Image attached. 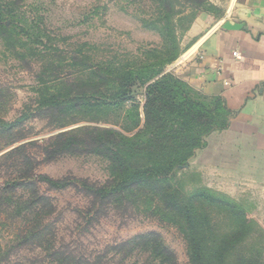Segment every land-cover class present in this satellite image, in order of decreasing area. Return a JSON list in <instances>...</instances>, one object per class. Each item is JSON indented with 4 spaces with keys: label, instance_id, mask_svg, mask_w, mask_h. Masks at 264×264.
Masks as SVG:
<instances>
[{
    "label": "rangeland",
    "instance_id": "374dc122",
    "mask_svg": "<svg viewBox=\"0 0 264 264\" xmlns=\"http://www.w3.org/2000/svg\"><path fill=\"white\" fill-rule=\"evenodd\" d=\"M0 1L12 5L5 16L8 29L0 31V118L12 123L26 115L0 133V190L17 181L9 202L36 199L38 208L18 215L6 208L7 197L0 199L2 264H57L50 256L53 249L92 258L106 252L98 264H159L149 253L135 252L118 262L116 252L108 249L149 232L161 235L178 264H189L183 220L166 206L158 193L162 187L184 197L209 189L242 205L252 221L249 230L238 228L230 210L192 202L202 218L215 224L209 235L237 232L243 238L242 249L252 261L241 264H264V159H250L238 173L216 181L215 175L196 171L191 157L170 170L166 182L151 177L123 196L93 194L135 168L159 161L154 159L158 153L122 150L112 143L120 135L141 131L149 136L154 130L159 110L154 108L146 119L147 83L142 80L152 71L176 75V64L199 38L198 24L208 21V31L228 15L221 2L197 1L195 8L189 0H170L166 8L162 0ZM129 88L130 97L113 99ZM187 89L193 99L205 100L190 85ZM50 97L65 100L63 106L41 104ZM177 117L166 114L167 127ZM43 176L66 185L54 188ZM44 225L49 228L43 236L11 248L18 234Z\"/></svg>",
    "mask_w": 264,
    "mask_h": 264
},
{
    "label": "trees",
    "instance_id": "16d2710c",
    "mask_svg": "<svg viewBox=\"0 0 264 264\" xmlns=\"http://www.w3.org/2000/svg\"><path fill=\"white\" fill-rule=\"evenodd\" d=\"M189 1L192 2L191 6L196 8L197 1L203 0ZM162 4L167 8L170 6V0H162ZM11 7V3L0 1L1 32L8 29L5 23V16L7 13L12 12ZM174 57L168 58L169 61L173 60ZM156 76L158 77L156 78ZM142 83H147L144 92L147 100L145 105L146 111L144 112L146 119L149 118V112L156 109L159 110L158 116L154 119V121L156 120L154 130L150 132L149 136H146V134L142 135L141 131L136 132L132 136L120 135L119 141L112 143V145H116L118 149L122 150L158 153L159 155L154 156V159L159 161L150 162L142 167L135 168L117 182L111 181L109 187L105 186L94 189L95 192L93 191V194L96 197L123 196L133 188L144 185L151 177H157L159 182H166L164 180L168 177L170 170L184 166L193 157L195 150L203 146L204 137L213 131L224 129L229 125L231 113L221 98L204 97L205 100L200 98L193 99L188 92L187 83L173 72H164V70L152 71L151 74L142 80ZM131 89L129 88V90L122 92L113 99L123 100L130 97ZM88 97L90 96L87 94H82L81 96V98ZM103 99L106 100L107 98L103 97ZM64 101L57 97H50L45 99L41 104L53 109L62 107ZM153 103L156 104V107H153ZM168 113H177L178 115L174 126L167 127L166 125L168 122L166 114ZM25 119L26 115L21 116L15 122L9 123L0 118V133L13 129V127ZM194 131H196V135ZM116 155H118L117 152ZM40 179L46 181L54 188L66 185V182L46 176ZM19 185L20 183L17 181L7 182L0 190V199L7 197L6 208H11L14 214L36 212L38 209L35 202L36 199L22 203L20 198L17 197L16 199H11L9 202L8 193L14 191ZM89 189L93 190L92 188ZM158 193L161 194V198L164 199L166 206L170 210H176L183 220L185 230L183 233L190 249L189 264H241L252 261V258H247L244 253L242 249L243 238H238L237 232L214 236L209 235L211 230H215V224L213 225L210 220L202 218L192 204L195 200H204L225 210H230L231 216L235 220L236 225H238V228L249 230L252 226V221L245 217V211L238 202L225 195L219 197V193L210 191L209 189L196 191L185 197L181 192L172 188H159ZM180 197L185 199H181ZM3 205L0 203L1 208H3ZM48 226L44 225L38 230L29 228L18 234L11 248L26 244L29 241H33V239L43 236L48 231ZM108 249L116 252L114 256L118 258V262H124L135 252L137 256L149 253L150 256H154L158 260L159 264H178L174 251L163 242L161 235L156 232L139 234L129 240L108 246ZM118 255L119 257H116ZM50 256H52L53 261L57 264H98L104 261L106 252L102 254L98 253L92 258L91 255L84 256L71 250L53 249ZM1 258L0 264H2L4 257Z\"/></svg>",
    "mask_w": 264,
    "mask_h": 264
},
{
    "label": "crops",
    "instance_id": "0c3cea01",
    "mask_svg": "<svg viewBox=\"0 0 264 264\" xmlns=\"http://www.w3.org/2000/svg\"><path fill=\"white\" fill-rule=\"evenodd\" d=\"M218 1L228 15L208 31V21L199 23L196 44L174 68L196 93L221 98L231 113L228 127L207 135L192 157L196 171L216 181L264 159V0Z\"/></svg>",
    "mask_w": 264,
    "mask_h": 264
},
{
    "label": "built area",
    "instance_id": "2783aa9c",
    "mask_svg": "<svg viewBox=\"0 0 264 264\" xmlns=\"http://www.w3.org/2000/svg\"><path fill=\"white\" fill-rule=\"evenodd\" d=\"M202 57V56H201Z\"/></svg>",
    "mask_w": 264,
    "mask_h": 264
}]
</instances>
